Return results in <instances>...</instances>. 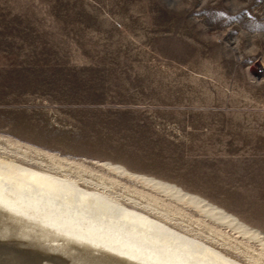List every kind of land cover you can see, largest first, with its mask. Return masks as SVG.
<instances>
[{
  "label": "rangeland",
  "instance_id": "374dc122",
  "mask_svg": "<svg viewBox=\"0 0 264 264\" xmlns=\"http://www.w3.org/2000/svg\"><path fill=\"white\" fill-rule=\"evenodd\" d=\"M3 162L63 166L59 179L84 190L75 172L92 171L91 190L112 202L139 212L132 194L134 203L172 204L180 212L162 220L169 229L240 264H264L257 242L140 178L198 196L264 235V0H0ZM208 227L226 242H211ZM2 259L10 257L0 251Z\"/></svg>",
  "mask_w": 264,
  "mask_h": 264
},
{
  "label": "bare ground",
  "instance_id": "6f19581e",
  "mask_svg": "<svg viewBox=\"0 0 264 264\" xmlns=\"http://www.w3.org/2000/svg\"><path fill=\"white\" fill-rule=\"evenodd\" d=\"M46 159L49 164L55 163L50 157ZM105 167L121 176L126 174L121 167L108 164ZM59 169H29L15 162L0 164V240L4 241L0 242V251L10 257L0 260V264H48L50 261L52 264H240L218 250L164 225L162 220L167 219L170 209L176 211L172 204L157 201L152 196L153 203L151 202L150 206L134 203L137 194L130 193L133 196L129 198V202L138 205L141 210L139 212L128 209L112 202L114 200L111 201L104 192H100L102 189L91 190L97 180L96 173L77 169L76 178L88 188L84 190L76 185L74 179H59L58 176L62 173ZM140 178L150 189L191 206L217 224L231 228L249 241L257 242L264 252V235L259 231L174 185L151 178ZM103 183L108 189L116 184L112 180L104 179ZM128 190L125 189L124 194H127ZM176 212L179 214L180 211ZM77 216H84L88 220L86 223L90 225L87 224L86 227L82 225V221H75L74 217ZM97 228L106 230L104 239L102 236L99 239ZM206 229L211 242L218 245L219 240L225 241L226 234L212 227ZM133 235L157 247L162 255L155 257L150 253V247L146 248L141 244L142 241L136 243L138 241L132 240L135 244L131 243L129 238ZM223 248L225 250V247ZM238 250L237 248L236 251ZM123 252H128L129 255ZM12 255L14 256L11 257ZM254 258L255 261H260L256 257L250 258L251 261H254Z\"/></svg>",
  "mask_w": 264,
  "mask_h": 264
}]
</instances>
